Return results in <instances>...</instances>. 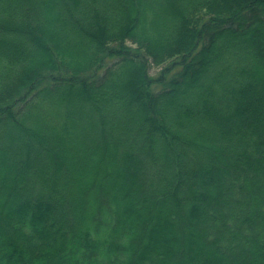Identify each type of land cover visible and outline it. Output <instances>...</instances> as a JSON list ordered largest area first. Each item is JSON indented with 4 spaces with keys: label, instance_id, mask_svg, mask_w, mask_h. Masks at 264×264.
Instances as JSON below:
<instances>
[{
    "label": "trees",
    "instance_id": "trees-1",
    "mask_svg": "<svg viewBox=\"0 0 264 264\" xmlns=\"http://www.w3.org/2000/svg\"><path fill=\"white\" fill-rule=\"evenodd\" d=\"M0 264H264V0H0Z\"/></svg>",
    "mask_w": 264,
    "mask_h": 264
},
{
    "label": "rangeland",
    "instance_id": "rangeland-1",
    "mask_svg": "<svg viewBox=\"0 0 264 264\" xmlns=\"http://www.w3.org/2000/svg\"><path fill=\"white\" fill-rule=\"evenodd\" d=\"M160 68V66L159 67H156V66H151L150 68H149V71H150V73L151 74H155V73H157L158 72V69Z\"/></svg>",
    "mask_w": 264,
    "mask_h": 264
}]
</instances>
